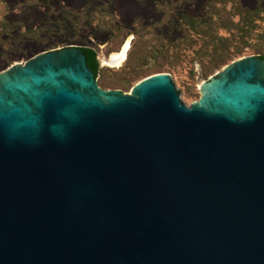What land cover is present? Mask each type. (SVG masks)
I'll return each mask as SVG.
<instances>
[{
  "label": "water",
  "instance_id": "water-1",
  "mask_svg": "<svg viewBox=\"0 0 264 264\" xmlns=\"http://www.w3.org/2000/svg\"><path fill=\"white\" fill-rule=\"evenodd\" d=\"M200 90H106L74 45L0 72V264H264V60Z\"/></svg>",
  "mask_w": 264,
  "mask_h": 264
},
{
  "label": "rangeland",
  "instance_id": "rangeland-1",
  "mask_svg": "<svg viewBox=\"0 0 264 264\" xmlns=\"http://www.w3.org/2000/svg\"><path fill=\"white\" fill-rule=\"evenodd\" d=\"M210 1L0 0V72L24 64L42 52L70 45L91 46L99 54L101 73L97 80L102 88L131 93L141 80L167 72L172 75L183 101L191 105L202 97L203 81L242 57L264 52L262 20L256 34L245 45L244 54L207 74L193 51L179 61L165 52L154 53L155 48L171 45L182 34L179 17L183 12L203 16ZM240 1L249 9H255L259 3V0ZM220 33L233 37L228 30L221 29ZM128 40L122 64H106L104 59L120 52Z\"/></svg>",
  "mask_w": 264,
  "mask_h": 264
},
{
  "label": "trees",
  "instance_id": "trees-1",
  "mask_svg": "<svg viewBox=\"0 0 264 264\" xmlns=\"http://www.w3.org/2000/svg\"><path fill=\"white\" fill-rule=\"evenodd\" d=\"M263 2L264 0H259L255 9H249L240 0H211L203 16L183 12L179 17L182 34L172 40L171 45H160L155 48L154 53L160 55L165 52L171 59L179 61L186 59L188 52H194L205 74L219 69L246 52L245 45L260 28L259 21L264 20ZM221 29L228 30L233 37L221 34ZM234 42L236 44L233 49ZM79 47L86 55L89 68L98 78L101 73L98 51L91 46ZM258 56L264 60V52H260ZM163 69L159 68L160 71Z\"/></svg>",
  "mask_w": 264,
  "mask_h": 264
},
{
  "label": "bare ground",
  "instance_id": "bare-ground-1",
  "mask_svg": "<svg viewBox=\"0 0 264 264\" xmlns=\"http://www.w3.org/2000/svg\"><path fill=\"white\" fill-rule=\"evenodd\" d=\"M128 46H129V40L120 52L112 53V56L109 59H104V62L106 64H111L114 66L121 65L126 57Z\"/></svg>",
  "mask_w": 264,
  "mask_h": 264
}]
</instances>
